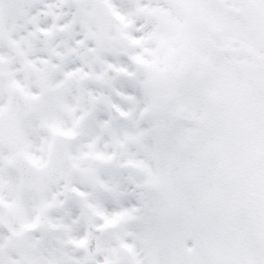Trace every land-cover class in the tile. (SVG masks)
Returning a JSON list of instances; mask_svg holds the SVG:
<instances>
[{
	"label": "snow or ice",
	"instance_id": "obj_1",
	"mask_svg": "<svg viewBox=\"0 0 264 264\" xmlns=\"http://www.w3.org/2000/svg\"><path fill=\"white\" fill-rule=\"evenodd\" d=\"M0 264H264V0H0Z\"/></svg>",
	"mask_w": 264,
	"mask_h": 264
}]
</instances>
